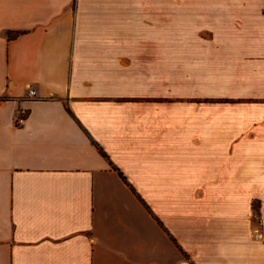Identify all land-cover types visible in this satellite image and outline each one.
Instances as JSON below:
<instances>
[{
    "label": "crops",
    "instance_id": "crops-1",
    "mask_svg": "<svg viewBox=\"0 0 264 264\" xmlns=\"http://www.w3.org/2000/svg\"><path fill=\"white\" fill-rule=\"evenodd\" d=\"M200 3L0 0V264H264V0Z\"/></svg>",
    "mask_w": 264,
    "mask_h": 264
},
{
    "label": "rangeland",
    "instance_id": "rangeland-1",
    "mask_svg": "<svg viewBox=\"0 0 264 264\" xmlns=\"http://www.w3.org/2000/svg\"><path fill=\"white\" fill-rule=\"evenodd\" d=\"M202 5H204L205 1L208 0H199ZM185 2V0H170V5H171V9L172 6H177L178 4ZM200 3V4H201ZM174 16L171 15V22L173 21ZM202 18V17H201ZM202 21L204 22V19L202 18ZM172 31H171V36L173 38H176V35H172ZM214 32L211 31H202V34L200 35V37H213ZM220 73V72H219ZM221 74V73H220ZM228 74L233 75L234 78H220L217 80V82L215 84H212V87L215 86V88L218 91V94L216 96H213V99L211 100L212 102H217L219 103V105L222 106H228V108H230L231 110H233L238 114H241V108L245 107V96H239V92H241V90L244 88L245 86V72L243 73H236V72H228ZM226 91H231L233 93L231 94H227ZM243 91V90H242ZM202 101V100H201ZM206 101H209V99H206ZM256 178L259 180V183H262L263 181V176H252V178ZM201 196V192H187V212L188 210L192 209L193 207V201ZM248 197L249 200H251V217H253V219H255V221L257 220L256 218L258 216H262L264 218V190H252V191H248L245 192V199ZM254 223V222H253ZM253 227L254 224L252 225V228L250 229V239H253ZM258 243H263L264 244V240L262 241H257L254 240Z\"/></svg>",
    "mask_w": 264,
    "mask_h": 264
},
{
    "label": "built area",
    "instance_id": "built-area-1",
    "mask_svg": "<svg viewBox=\"0 0 264 264\" xmlns=\"http://www.w3.org/2000/svg\"><path fill=\"white\" fill-rule=\"evenodd\" d=\"M32 94H36L35 90L31 91ZM27 117L19 112L15 117V122L17 125H24L26 123ZM256 224L253 228V239L257 241L264 240V218L262 216H258L256 218Z\"/></svg>",
    "mask_w": 264,
    "mask_h": 264
},
{
    "label": "trees",
    "instance_id": "trees-1",
    "mask_svg": "<svg viewBox=\"0 0 264 264\" xmlns=\"http://www.w3.org/2000/svg\"><path fill=\"white\" fill-rule=\"evenodd\" d=\"M11 35H13V34L11 33ZM100 148H101L102 152L106 154V152L103 150V148L102 147H100ZM121 174H122V172H121Z\"/></svg>",
    "mask_w": 264,
    "mask_h": 264
}]
</instances>
